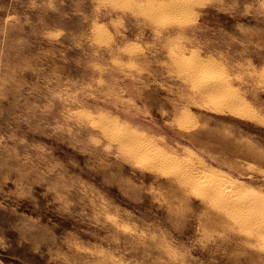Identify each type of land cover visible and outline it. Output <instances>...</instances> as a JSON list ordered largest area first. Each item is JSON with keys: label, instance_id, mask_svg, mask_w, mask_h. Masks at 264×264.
Wrapping results in <instances>:
<instances>
[{"label": "rangeland", "instance_id": "1", "mask_svg": "<svg viewBox=\"0 0 264 264\" xmlns=\"http://www.w3.org/2000/svg\"><path fill=\"white\" fill-rule=\"evenodd\" d=\"M259 211L264 0H0V264H264Z\"/></svg>", "mask_w": 264, "mask_h": 264}, {"label": "bare ground", "instance_id": "2", "mask_svg": "<svg viewBox=\"0 0 264 264\" xmlns=\"http://www.w3.org/2000/svg\"><path fill=\"white\" fill-rule=\"evenodd\" d=\"M188 60H190V59H188ZM185 62V61H184ZM192 64V63H191ZM184 66V65H183ZM187 66V65H186ZM187 71V70H186ZM185 71V72H186ZM191 71V70H190ZM185 72H183L184 74H185ZM199 72V74H200V71H198ZM197 72V73H198ZM191 74V73H190ZM194 74H196V73H194ZM201 75V74H200ZM220 75H221V73H220ZM187 76V75H186ZM199 76V75H198ZM210 76H212V75H210ZM214 76V75H213ZM193 77H195V75L193 76ZM197 78V77H196ZM210 78H214V77H210ZM198 80V79H197ZM201 81V80H200ZM211 81V80H210ZM195 82V81H194ZM197 82V81H196ZM211 83H212V81H211ZM226 94V93H225ZM225 96V95H224ZM227 98V97H226ZM108 129V128H107ZM108 132V131H107ZM115 133V132H114ZM110 134V133H109ZM108 134V135H109ZM116 134V133H115ZM125 139V138H124ZM126 141V140H125ZM140 144V143H139ZM134 146H135V144H134ZM137 146V145H136ZM141 146H142V144H141ZM138 147V146H137ZM143 147L144 146H142V148H136V147H133V152H135V153H137V152H141V150L143 149ZM145 149V148H144ZM148 150V149H147ZM131 151V150H130ZM132 153V152H131ZM157 156V155H156ZM145 157V156H144ZM148 157H149V155H148ZM160 158V157H159ZM146 159V158H145ZM143 160V159H142ZM149 160V159H148ZM148 160H145V162H147ZM151 161H153L152 159H151ZM167 161V160H166ZM170 162V161H169ZM150 163V162H149ZM178 168V167H177ZM188 171H190V170H188V169H179L178 170V172H176L175 173V176L177 177V178H187L188 176H189V172ZM187 173V174H186ZM198 180V179H197ZM211 180V179H210ZM212 181V180H211ZM216 181V180H215ZM211 183V182H210ZM217 183V182H216ZM213 188V187H212ZM215 188V187H214ZM213 188V189H214ZM217 188V187H216ZM208 190V191H210L211 189L208 187V185H206L205 187H204V190ZM218 190H219V188H218ZM218 190H214L215 191V193H216V191H218ZM225 190V189H224ZM218 193H219V191H218ZM225 192H223L222 194H223V196L221 195L220 196V198H219V200H217V201H220V202H222V204L223 205H229V204H231V202H230V200H228V198H226V197H228V196H226V194H224ZM227 193V192H226ZM208 194V193H207ZM226 196V197H225ZM244 202H242V204H235V203H232L230 206L231 207H233L234 208V210H241V211H245L246 209H249V208H251V207H253L252 205H249V204H243ZM255 203V202H254ZM221 206V205H220ZM223 207V206H222ZM228 207V206H227ZM231 207H228V208H231ZM232 208V209H233ZM230 210V209H229ZM250 211H251V209H249ZM248 210V211H249ZM245 214V213H244ZM252 214V213H251ZM262 212L261 211H259L258 213L256 212L255 213V215H249L250 217H252V216H255L256 218L255 219H258V221L260 222V223H262V225H264V221H263V219L261 218L262 216ZM241 215H243V214H241ZM245 216H248V215H244V217L243 216H240V218H239V221H240V223H242V224H246L247 223V219L245 218ZM249 218V217H248ZM253 219H254V217H253ZM249 221V220H248ZM256 221V220H255ZM258 222V226H259V223ZM254 224V223H253ZM260 226L259 228H264V226ZM254 226V225H253ZM260 230H262V229H260Z\"/></svg>", "mask_w": 264, "mask_h": 264}]
</instances>
